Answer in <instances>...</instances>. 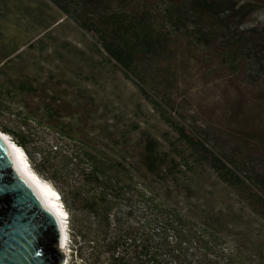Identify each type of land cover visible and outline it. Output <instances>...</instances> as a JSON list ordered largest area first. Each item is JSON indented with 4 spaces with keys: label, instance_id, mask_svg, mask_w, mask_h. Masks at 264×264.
Listing matches in <instances>:
<instances>
[{
    "label": "trees",
    "instance_id": "obj_1",
    "mask_svg": "<svg viewBox=\"0 0 264 264\" xmlns=\"http://www.w3.org/2000/svg\"><path fill=\"white\" fill-rule=\"evenodd\" d=\"M47 1L88 32L97 51L121 66L127 77H136L156 107L162 103L145 88L157 92V87L147 85L145 74L151 73L152 65L167 60L179 30L198 44L218 43L225 49L232 45L263 65L260 29L241 28L258 7L254 0ZM41 10L36 0H0V74H6L4 69L22 45H30L58 23L59 18H44ZM31 26L33 38L19 44L20 29ZM21 92L32 94L34 88L23 80L0 79V112ZM30 119L55 134L46 139L30 127L27 132L11 127H2V131L24 149L39 173L50 171L48 178L63 196L70 187L72 201L79 199L84 206L80 218L67 202L71 213L68 264H264V176L252 172L248 163L241 165L209 148L202 128L188 130L172 122L179 139L209 155L222 182L240 188L242 203L236 208L219 205L196 182L185 183L184 191L200 193L202 201L180 204L175 199L180 191L169 193L174 183L193 171L177 148L160 151L148 137L141 158L116 155L92 140H80L71 122H64L50 105ZM144 171L154 176L152 182L141 179ZM51 243L49 235L47 245Z\"/></svg>",
    "mask_w": 264,
    "mask_h": 264
},
{
    "label": "rangeland",
    "instance_id": "obj_2",
    "mask_svg": "<svg viewBox=\"0 0 264 264\" xmlns=\"http://www.w3.org/2000/svg\"><path fill=\"white\" fill-rule=\"evenodd\" d=\"M36 1L44 18L59 20L32 39L30 45H22L9 68L4 69L6 74H0V79L11 78L13 83L23 80L34 88L32 94L21 92L15 102H9L5 112H0V130L11 127L27 132L30 127L39 130L37 135L51 138L55 134L51 129L30 119L32 114L40 115L43 107L50 105L63 116L64 122H71L75 136L92 140L111 154L141 158L149 137L156 141L158 150L173 152L177 148L181 152L179 156L189 160L193 171L185 173L186 179L177 181L173 190H169L173 195L180 191L175 198L180 204L203 200L200 193L190 195V191L188 194L184 191L185 183L196 182L206 188L207 194L211 192L219 205L238 207L242 203L240 188L222 182L209 155L179 139L174 123L188 130L191 126L202 128L209 148L224 152L241 165L248 163L252 172L264 176V59L260 66L232 45L225 49L218 43L198 44L185 30H179L167 60L152 65L151 73L145 74L147 85L157 87V92L145 88L150 97L162 103L156 107L145 97L141 89L144 86L136 77L131 74L127 77L121 66L97 51L88 32L65 17L50 1ZM254 1L258 7L241 28L257 27L260 29L257 35L261 37L264 36V0ZM33 28L20 29L19 44L29 41ZM261 47L264 51V44ZM27 114L29 120L24 123ZM24 157L29 168L58 195L65 213L67 261L64 264H68L71 213L67 202L80 218L84 206L79 199L72 201L70 187L65 188L63 196L48 178L50 171L39 173L25 152ZM141 179L152 182L154 176L144 171Z\"/></svg>",
    "mask_w": 264,
    "mask_h": 264
},
{
    "label": "water",
    "instance_id": "obj_3",
    "mask_svg": "<svg viewBox=\"0 0 264 264\" xmlns=\"http://www.w3.org/2000/svg\"><path fill=\"white\" fill-rule=\"evenodd\" d=\"M66 261L56 215L17 168L0 134V264H64Z\"/></svg>",
    "mask_w": 264,
    "mask_h": 264
},
{
    "label": "bare ground",
    "instance_id": "obj_4",
    "mask_svg": "<svg viewBox=\"0 0 264 264\" xmlns=\"http://www.w3.org/2000/svg\"><path fill=\"white\" fill-rule=\"evenodd\" d=\"M223 95H224V93H223ZM254 103H256V102H254ZM212 108H214V107H212ZM247 111H248V108H247ZM0 134L5 138V140L7 142L8 146H9V148H10V150H11L13 156H14L17 168L20 170V172L23 174V176H25V178H27L33 184V186L35 187V189L37 190V192L41 196V199H42L43 203L45 204V206H47L50 210H52L53 213L56 215V217H57V219L59 221L60 227H61L62 248H65L66 247V243H67L65 213H64V210L62 209V206L60 205V202H59V199H58V195H57L55 189H53L46 182L42 181L29 168L28 162H27V160L24 157V152H23L22 148L18 144H16L15 142H13L10 139V137L5 132L0 130Z\"/></svg>",
    "mask_w": 264,
    "mask_h": 264
}]
</instances>
